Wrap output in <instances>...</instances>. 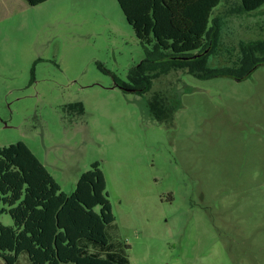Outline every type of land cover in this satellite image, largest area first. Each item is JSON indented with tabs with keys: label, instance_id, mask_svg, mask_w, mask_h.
<instances>
[{
	"label": "rangeland",
	"instance_id": "1",
	"mask_svg": "<svg viewBox=\"0 0 264 264\" xmlns=\"http://www.w3.org/2000/svg\"><path fill=\"white\" fill-rule=\"evenodd\" d=\"M212 17L209 67L235 68L241 44L264 42V5L221 0ZM145 58L116 0H0V147L24 143L68 195L97 162L108 239L129 264H264V66L124 91Z\"/></svg>",
	"mask_w": 264,
	"mask_h": 264
},
{
	"label": "trees",
	"instance_id": "2",
	"mask_svg": "<svg viewBox=\"0 0 264 264\" xmlns=\"http://www.w3.org/2000/svg\"><path fill=\"white\" fill-rule=\"evenodd\" d=\"M47 0H25L36 6ZM146 58L129 74L126 92L151 90L160 76L175 71L199 79L243 81L264 66V42L240 45L237 66L209 67L218 40L214 9L221 0H116ZM264 0H240L245 13ZM152 108V109H151ZM158 117L162 112L150 104ZM0 260L16 264L22 254L30 264H129L108 239L115 217L100 165L82 173L71 194L64 193L46 167L22 142L0 147Z\"/></svg>",
	"mask_w": 264,
	"mask_h": 264
}]
</instances>
